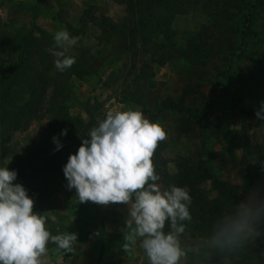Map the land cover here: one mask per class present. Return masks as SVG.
I'll return each instance as SVG.
<instances>
[{"label":"rangeland","instance_id":"374dc122","mask_svg":"<svg viewBox=\"0 0 264 264\" xmlns=\"http://www.w3.org/2000/svg\"><path fill=\"white\" fill-rule=\"evenodd\" d=\"M153 13L157 16L162 11ZM105 18L109 27L112 25L116 29L107 39L100 23ZM260 21V16L254 18L243 48L230 60L227 59L229 51L219 45L215 35L211 36L208 33L211 30H208L206 35L211 38H208L207 51L198 64L182 57L163 63L151 62V76L136 80L142 61H151L150 52L168 41L161 35L146 45L126 39L122 30L126 26L130 28L132 23L125 1L0 0V74H9V68L29 54L31 65L25 75L30 70L41 69L37 56L43 53L37 52L38 44L42 50L46 46V50L64 51L54 43L57 31L67 30L72 37L79 38L76 45L67 48L65 56L75 57L82 76L73 73L72 67L61 72L64 84L60 99L69 114L77 118L82 131L80 137L67 142L61 136L47 137L45 129L51 122V114L46 107L52 96L53 82L46 88L45 102L34 106V117L23 119L25 128L9 131L5 136L0 127V167L17 172L13 183H19L27 190L34 200L33 211L46 217V227L53 235L77 234L74 253L64 254L49 243L48 264H148L139 243L132 246L131 251L124 249L127 243L124 227L130 206L80 203L75 189H68L63 175L68 156L76 153L82 139L88 138L90 130L98 126L109 111L139 109L147 119L159 123L166 131L167 138L159 144L153 157L155 169L165 167L169 174L168 181H158L162 190L175 185L188 191L187 186L178 185L175 179L176 156L197 160L208 151H218L222 156L213 165L219 178L239 184L250 174L258 177L247 192H237L235 206L250 191H263L264 120L257 118L255 113L264 98L249 93L242 80L250 71V59L256 55L264 57V28ZM233 23L235 27L241 25L239 18ZM207 24L208 18L199 7L176 13L171 21L173 40L183 45L187 37L202 34ZM237 30L239 33L241 28ZM235 40L239 44L240 36L237 35ZM132 42L136 44L134 47H131ZM30 43L35 46L30 47ZM47 53L48 60L53 63L48 73L58 78L54 65L56 57ZM216 81L223 85V94ZM185 90L188 93H184ZM18 94L16 103L22 104L27 95L25 84ZM138 96L142 97V102L136 100ZM165 99H172L178 109L159 112ZM87 107L91 112L86 110ZM204 113L211 115L199 121ZM53 137L62 145L56 150L60 176L49 175L43 166L44 145L56 149ZM4 144L8 148L1 151ZM202 185L210 198L218 195L209 180ZM189 212L192 219L184 222L185 233L180 237L181 246L187 252V258L182 259L181 264H229L227 258L211 254L208 238L194 234L192 225L197 221L199 211L192 202ZM165 231H168L167 224ZM250 244V257L238 264H264V234Z\"/></svg>","mask_w":264,"mask_h":264},{"label":"clouds","instance_id":"9594fccd","mask_svg":"<svg viewBox=\"0 0 264 264\" xmlns=\"http://www.w3.org/2000/svg\"><path fill=\"white\" fill-rule=\"evenodd\" d=\"M78 39L67 30L55 33L54 43L64 51H48L56 57L54 65L58 71L69 69L76 62L65 52ZM255 114L264 120V101ZM66 134L67 129H63L61 135ZM87 137L63 166L68 189H75L80 203L130 206L124 249L131 251L139 243L148 264H181L187 258L180 237L185 233L184 222L192 219L191 196L184 187L172 185L162 190L158 183L161 177L156 173L153 157L167 138L166 131L139 109L116 110L109 111ZM53 142L55 150L62 147L56 137ZM16 178L15 170L0 167V264H48L49 243L64 254L74 253L77 234L53 235L46 227V217L33 211L34 200L27 190L13 183ZM214 223L211 247L228 253L245 248L264 234V194L259 189L250 191Z\"/></svg>","mask_w":264,"mask_h":264},{"label":"trees","instance_id":"16d2710c","mask_svg":"<svg viewBox=\"0 0 264 264\" xmlns=\"http://www.w3.org/2000/svg\"><path fill=\"white\" fill-rule=\"evenodd\" d=\"M125 1L127 12L131 15V27H125L122 32L126 39L134 42H139L141 45L152 42V38H158L159 35L163 39H167L168 44L157 45L150 52L151 61L143 60L135 79L145 80L151 76V68L153 63H163L169 59L182 57L188 59L192 64H198L202 60L203 53L206 50V43L211 36L217 38L219 45L225 46L229 51L227 57L238 54L245 44L246 36L251 32V25L256 16H260V25L264 28V0H250L248 3L244 0H122ZM156 3V4H155ZM150 4V5H149ZM152 6V7H150ZM199 7L201 12L208 18L207 26L202 29L203 33L195 36H189L183 45L176 44L173 40L174 30L171 28V21L176 13H183L191 8ZM153 9V10H152ZM162 11L160 15L153 12ZM164 12V14H163ZM159 14V13H157ZM239 18L241 25L235 27L233 21ZM107 18L101 21L104 29L105 39L109 38L116 30L115 27L106 23ZM130 23V24H131ZM237 28H241L238 33ZM211 30V31H208ZM212 34L211 36L206 32ZM217 35V36H216ZM239 35V44L236 43L235 37ZM131 43V47L136 44ZM35 43H30V47H34ZM38 53H43L42 56H37L41 69L35 72H30L25 75L31 65L28 55L25 59H20L10 67V73L7 75L0 74V127H3V135L7 136L9 131L19 130L26 127L24 118L29 119L34 117V106L42 105L45 102V93L48 84L53 82L52 96L47 101L46 110L51 114V122L45 129L47 137L57 135L68 140L78 139L81 135V127L77 123V118L71 116L60 96L61 88L64 84L61 71L57 72L58 78H55L48 73V70L53 67V63L48 60V48L42 50L40 45H37ZM29 50V48H27ZM30 51V50H29ZM32 53V52H31ZM204 58V57H203ZM251 68L248 75L243 77L244 84L249 93L255 97L264 98V57L256 55L250 59ZM75 62L72 65L71 71L78 76H82L80 68ZM22 75L24 78L20 77ZM25 84L27 95L22 101V104L16 103V98L19 95L18 91ZM223 94V85L216 81L215 83ZM61 92V93H60ZM184 93H188L187 90ZM133 97V95H132ZM136 100L142 102L140 96ZM166 109H178L176 103L172 99H165L161 102L159 112ZM91 112L90 109H86ZM211 113H204L202 120L210 116ZM67 129L66 135H61V131ZM6 145H2V150H5ZM46 150L43 163L49 175L60 176V169L57 165V151L53 147L44 145ZM222 154L218 151H208L204 156L197 160L187 158L183 155H178L175 158L176 162V181L178 185L188 187L191 196V202L198 208V219L192 225V230L196 236L210 239L217 217L224 210H231L235 207V196L240 190L247 192L249 187L257 180L256 175H248L242 183L234 184L229 180L219 178L213 162L220 158ZM156 173L162 180L168 181L169 174L165 167L156 170ZM63 176V175H61ZM209 180L218 195L215 198L208 196V191L202 185ZM264 194V189L262 191ZM252 246L249 243L245 248L236 252L228 253L211 247L213 256H222L229 260V264H238L240 261L248 259L251 255Z\"/></svg>","mask_w":264,"mask_h":264}]
</instances>
